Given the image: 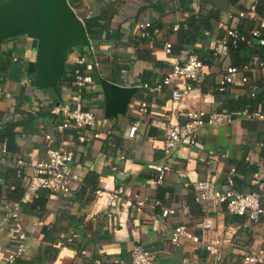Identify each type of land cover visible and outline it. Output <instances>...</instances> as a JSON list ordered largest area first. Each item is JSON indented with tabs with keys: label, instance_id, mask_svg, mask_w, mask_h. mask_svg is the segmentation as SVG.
Returning <instances> with one entry per match:
<instances>
[{
	"label": "crops",
	"instance_id": "0c3cea01",
	"mask_svg": "<svg viewBox=\"0 0 264 264\" xmlns=\"http://www.w3.org/2000/svg\"><path fill=\"white\" fill-rule=\"evenodd\" d=\"M257 1L261 0H75L74 8L84 21L100 16L106 22L110 16L107 32L93 46L100 66L95 74L90 72L92 82L84 94L97 117L93 128L70 127L60 132L63 115L55 109L70 101L74 87L68 82L59 92L34 87L26 71L28 61L36 57L32 39L23 35L0 43V222L28 184V171L22 179L14 174L18 159L32 165L65 140L74 151L72 166L79 174L70 195L43 189L37 196L40 205H32L33 200L22 205L20 222L27 234V249L15 263L8 262V255L17 248V232L11 223H2L0 264H94L97 260L132 264L136 243L152 251L155 264H239L249 248L264 246V214L251 221L230 213L225 205L199 201L193 188L195 181L212 177L226 189L228 179L233 178L236 190L264 194L262 120L239 118L204 127L194 146L185 144L173 153L161 185L155 184L156 172L150 167L165 163V122L167 117L184 122L181 108L264 112V66L240 69L232 74L226 91L219 89L226 67L232 63L229 48L221 40L228 29L251 28L263 18L252 10ZM191 15L206 16L210 27L199 31L193 45L167 54L165 43L178 42V30L173 26ZM146 21L157 28L152 38L140 35ZM190 53L203 62L200 78L188 98L175 102L170 92L174 85L162 91L153 87L176 58ZM80 56L92 60L90 50L80 46L70 51L67 64ZM14 61L23 63V73L15 75L19 78L12 77ZM243 76L248 77L247 82ZM101 77L139 87L126 114L106 117ZM251 99L257 100L248 101ZM135 123L138 126L133 130ZM121 154L125 158H119ZM179 169L186 172L185 177L179 175ZM104 182L122 186L125 194L96 197L95 189ZM140 198L148 201L139 210L135 201ZM114 204L122 211L110 216ZM161 207H171L175 213L153 219L152 213H160ZM205 217L213 223L207 231L196 226ZM179 224L203 241L226 239L227 243L216 257L191 241L176 246L170 236Z\"/></svg>",
	"mask_w": 264,
	"mask_h": 264
},
{
	"label": "built area",
	"instance_id": "2783aa9c",
	"mask_svg": "<svg viewBox=\"0 0 264 264\" xmlns=\"http://www.w3.org/2000/svg\"><path fill=\"white\" fill-rule=\"evenodd\" d=\"M71 4L75 0H68ZM254 9V5L252 6ZM180 24H175L173 29L178 30ZM259 27H264V19H260ZM259 27H255L250 31V37L241 34L238 29H228L226 37L221 42L226 45L228 37H233L235 40H243L248 44L258 42L264 45V38H262ZM157 32V28H153L151 21H146L142 26L140 35L146 38H152ZM172 42L165 43V51L167 54L172 53ZM92 60H88L85 56H80L75 60L76 64H85L84 70L77 68L74 72V88L70 96V101L56 108L55 110L62 113L63 121L58 125L60 132H64L67 128L76 127L78 129L90 127L93 128L97 123V117L94 110L87 105L84 96L87 87L92 82L91 71L98 69L100 66L99 60L93 50H90ZM16 60V57H14ZM264 60L255 55L247 62L242 69L250 70L253 68L263 67ZM203 68V62L196 53H190L185 57H178L172 63L171 70L166 73L162 79L158 80L154 85V89L162 91L165 87L171 88V97L175 102H182L190 96L195 89V84L200 78ZM239 71L235 66H227L225 73L220 80L219 89L226 91L227 85L232 81V74ZM244 82L248 81L247 76H243ZM150 87L148 83L144 84ZM3 93V87L0 85V95ZM180 113L186 118L184 122L173 121L167 117L164 126V158L163 164H151L150 167L156 172L154 178L155 184L161 185L165 180V173L167 164H170L173 153L183 145L194 146L200 136L201 130L206 126H218L225 123L233 122L239 118L253 119L257 118L264 122V112L261 109L242 108L236 110H209L206 108H181ZM138 126L135 123L132 129ZM0 124V131H1ZM81 141H86L84 135H80ZM119 158H125V155H119ZM74 159V151L69 143L65 140L61 142L58 147L50 148L47 157L43 160L35 162L32 165H27L22 158L15 162V167H18V175L25 176V170L28 171V184L25 192L20 200L12 204L2 223H11L17 232L18 244L15 251L9 253L8 262L15 263L17 260L24 257L27 243V234L23 225L20 222V212L23 203H28L36 198L42 189H47L52 192H58L62 195H70L74 190V185L79 181V174L72 166ZM182 177L186 176V172L182 169L178 171ZM258 178V173H255ZM228 188H222L214 178L206 177L193 183V188L196 191V198L199 201H210L214 204L225 205L230 213L247 216L251 221H258L260 216L264 214V194L259 191L240 192L235 189V182L233 178H229ZM107 193H112L114 198H119L120 195L125 194V189L120 187H113L110 182H104L100 187L96 188L94 194L96 197H102ZM148 199H136L135 204L137 209H142ZM157 205L160 202H156ZM121 207L114 204L108 211L111 216L120 213ZM175 213V209L171 207H161L160 213L153 212L152 218L159 220L161 217L166 218L170 214ZM196 226L203 231H207L213 227L212 220L205 217L197 221ZM72 241V238H69ZM171 242L180 246L185 241H191L195 245H203L209 254L216 257L219 253L220 247L227 243L226 239H214L211 241H203L198 235L188 229L184 224L176 225L171 230ZM132 264H155V256L151 250L140 243H136L131 251ZM107 260H97L94 264H107ZM239 264H264V246L257 248H249Z\"/></svg>",
	"mask_w": 264,
	"mask_h": 264
},
{
	"label": "water",
	"instance_id": "95a60500",
	"mask_svg": "<svg viewBox=\"0 0 264 264\" xmlns=\"http://www.w3.org/2000/svg\"><path fill=\"white\" fill-rule=\"evenodd\" d=\"M26 35L36 57L26 71L39 89L56 90L72 49L93 50L84 20L68 0H5L0 2V43ZM105 115H124L138 86H125L104 77Z\"/></svg>",
	"mask_w": 264,
	"mask_h": 264
},
{
	"label": "trees",
	"instance_id": "16d2710c",
	"mask_svg": "<svg viewBox=\"0 0 264 264\" xmlns=\"http://www.w3.org/2000/svg\"><path fill=\"white\" fill-rule=\"evenodd\" d=\"M237 1V0H235ZM74 1L72 2V5L74 7ZM257 14L263 16L262 19H264V0L257 1L254 4V9L252 8ZM109 18L106 20V22L102 21L103 17L97 16L86 19L85 26L88 31V34L93 42V46L96 48L98 46L97 42L98 40H102V34L104 31L107 32L109 27ZM260 21V20H259ZM259 21L258 23L251 27V28H240L239 32L241 34H244L246 37H250V31L254 29L255 27H259ZM210 24L208 22V19L206 16H198V15H191L189 16L184 22L180 23V26L178 28V42L172 46V52H178L180 51L184 46L187 45H193L195 41L198 39L199 31L202 28H209ZM153 28H155L153 26ZM261 31V37L264 38V27H259ZM227 33V32H226ZM226 37V35H225ZM226 45L229 48V52L231 55V65L229 66H235L237 68L242 69V67L251 60V58L255 55L259 56L262 60H264V45H261L258 42L253 43H247L243 40H235L233 37H228L226 41ZM9 61L12 59V56L8 58ZM16 60H18V57H16ZM86 67L85 64H76V63H68L63 78L61 80V83L58 85L56 91L59 92L60 87L63 83L68 82L71 84L72 87H74V72L77 68H80L81 70H84ZM12 71L14 72V75L12 77L19 78L15 76L16 74L21 75L23 73V63L21 61H14L12 65ZM96 70H93V74H95ZM264 91V90H262ZM262 97V92L258 94L257 99H260ZM257 99H251L248 100L250 102H254ZM254 109V107H253ZM14 174L17 178L22 179L24 176L18 175V167L14 166ZM43 190V189H42ZM25 192V190H24ZM22 193V196L24 194ZM40 195V194H39ZM38 195V196H39ZM21 196V197H22ZM20 197V198H21ZM39 197H36L33 199L32 205L38 206L39 203ZM24 204V203H23ZM22 204V205H23Z\"/></svg>",
	"mask_w": 264,
	"mask_h": 264
}]
</instances>
